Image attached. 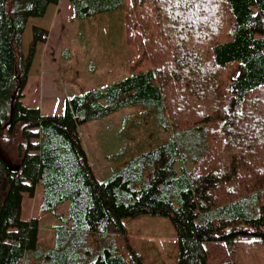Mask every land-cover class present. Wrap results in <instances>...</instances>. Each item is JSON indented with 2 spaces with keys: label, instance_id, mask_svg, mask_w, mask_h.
Returning <instances> with one entry per match:
<instances>
[{
  "label": "trees",
  "instance_id": "16d2710c",
  "mask_svg": "<svg viewBox=\"0 0 264 264\" xmlns=\"http://www.w3.org/2000/svg\"><path fill=\"white\" fill-rule=\"evenodd\" d=\"M58 3L0 0V264H143L119 246L139 214L170 218L178 264H264V0H70L73 18L124 8L151 67L44 114L22 98L49 30L33 24L26 51L24 33ZM136 104L171 134L100 180L81 125ZM38 184L54 245L22 216Z\"/></svg>",
  "mask_w": 264,
  "mask_h": 264
},
{
  "label": "rangeland",
  "instance_id": "374dc122",
  "mask_svg": "<svg viewBox=\"0 0 264 264\" xmlns=\"http://www.w3.org/2000/svg\"><path fill=\"white\" fill-rule=\"evenodd\" d=\"M71 12L70 0H59L48 8L44 17L30 18L24 33L26 51L33 24L49 30L47 40L38 44L22 98L26 106L39 107L44 114H61L67 98L104 88L151 67L150 61L139 60L134 46L126 41L124 8L84 18H73ZM158 128V122L139 104L82 124L83 144L96 177L100 180L109 177L130 157L170 136V131ZM255 200L264 204V192H258ZM41 203L42 185L38 184L34 196L24 193L22 216L39 217V240L54 245L55 227L60 219L41 211ZM69 205V200L62 202L58 211L67 215ZM124 221L127 237L119 236L121 251L131 256L134 249L143 264H178L177 235L168 216L139 214Z\"/></svg>",
  "mask_w": 264,
  "mask_h": 264
},
{
  "label": "crops",
  "instance_id": "0c3cea01",
  "mask_svg": "<svg viewBox=\"0 0 264 264\" xmlns=\"http://www.w3.org/2000/svg\"><path fill=\"white\" fill-rule=\"evenodd\" d=\"M72 13V12H71ZM36 192H38V186H37V188H36Z\"/></svg>",
  "mask_w": 264,
  "mask_h": 264
}]
</instances>
